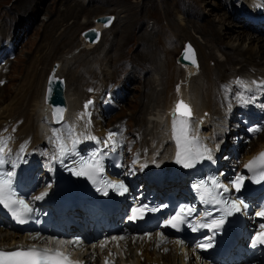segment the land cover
Masks as SVG:
<instances>
[{"label": "bare ground", "instance_id": "1", "mask_svg": "<svg viewBox=\"0 0 264 264\" xmlns=\"http://www.w3.org/2000/svg\"><path fill=\"white\" fill-rule=\"evenodd\" d=\"M222 2L224 9L228 13H226L225 11H223L222 13L214 12L213 15H215V17L222 22H224L225 19H227V17H233V19L240 20L241 22L238 24L233 23L234 28L232 27V30L234 33L233 35L230 34L232 31L230 33H227L226 38L228 43L225 42V44H222L223 41L220 40V36L218 37L217 34L215 35L216 32L213 31V29L206 28L208 29V32H211L212 37H214L219 42H221L219 43L217 40H215L216 42H218L217 48L219 50V53L220 54L222 53L223 56L226 57V61H228L231 55L228 53L227 48L222 50V47L223 46L230 47L231 49L235 48L237 49V54L232 56L233 58L232 57L230 58L240 63L241 64L240 67H242V65L244 64H249L252 67H256L257 69H260L261 71H258V73L264 72V61L263 62L261 61L262 62L261 64H256L253 61L255 60V58L258 57L260 58V56L264 57V49L262 48V46L264 45V36L258 37L257 35L258 38H254L251 35L252 33L255 34L260 32L264 33V25L253 24L250 21L241 20L237 17V13H236L237 3H239L240 5L244 4L243 0H224ZM219 3L220 2L213 3V5L216 6V10L218 11L221 10V6L219 5ZM13 4L15 6H19V4H15V3ZM13 4L10 5L8 10H6L5 8V11L6 12L8 11V14L14 12L13 10L15 9L13 7ZM21 5L23 6L21 7L20 10L24 12L27 11L28 9H30L31 11L34 10V5L31 2L29 4H26L25 6L24 4ZM97 15H101V14H97ZM97 15L94 16L93 20L91 19L90 20L92 21V26L100 30L99 39L97 41L88 42L81 33V39L83 41L81 40L80 44L78 45H81V43L85 44V49H90V48L94 49L97 46L99 47L100 42L104 39L103 38L104 32L108 30L109 27L112 25V24L110 26L104 25L102 21L95 20V17ZM7 17L3 16L2 18L3 21L1 20L2 25L8 24L10 29H12L9 35L11 39L13 38L12 35H14L12 34L13 32L16 33L15 35L16 37H18L21 25L20 28L17 30L15 28H12L13 27L12 22L14 21L7 20ZM213 18L214 17H212V19ZM185 20H182V18L177 17L176 21H178V24L175 26L179 25V27H181V25H187V23L194 24V21L188 20L186 22ZM1 21H0V26H1ZM66 25L67 24L63 23V21L60 22L58 25H56L57 28L55 31L57 32L59 31V35L57 36L56 41H54L53 45L50 47L49 52L46 53V56H48V58L51 57V55H53L60 46H63L67 41L71 40V36H73V29L71 30L70 28L66 27ZM156 26L153 32H151L152 34L159 33L160 29L158 26L157 27ZM182 28L185 27L182 26ZM235 28H239V29H235ZM246 29L252 31V33L251 34L245 33ZM201 30H203V28ZM218 30L220 33H223L222 29H218ZM197 31L199 32V29ZM0 32H2L1 34L2 36L0 38V44H1V42H3L4 39L7 38L8 36L3 35L5 34L3 30L2 31L0 30ZM173 38H175V36ZM186 38L189 39L188 41H190L195 48L196 59H197L196 66L185 65L182 64L181 62H178V64L181 66L177 67L175 63H172L173 50L170 51L171 47L170 50L167 49L168 44L164 43V41L163 43L162 41L160 42L161 37L157 41V45L159 48L156 46L155 49L158 48V50L160 49L159 52L163 53V56H161V58L165 59V65L164 64L162 65V63L159 61L157 57V55L160 56L159 54H156L154 52L153 55L151 54L152 56L148 55L147 52L142 54L143 58L145 59V63H144L145 66L144 67L141 66V70L149 71L150 69H156L155 71H160L159 81L156 80L157 76L155 75V78H153L151 84H149V87H152L151 95L149 99L151 98L153 99L154 97H156L159 98V102L157 103L156 106L152 107V111H149L148 115H147V111H145L144 106L139 105L137 111L132 113V118H131L132 123H128L132 127H135V125H137L138 126L137 129L142 130L143 139L145 143H151V144L153 142H155L156 144L160 143V149L158 150L157 158L159 159L161 164L166 160V158L171 152L172 146L175 144V140L172 138L171 128H172L173 115L175 113L172 109L175 105V101L177 100V98L181 97L182 99L188 101L192 107L193 114L190 119V131L192 132V137L198 138L199 144L202 146V149L205 147L206 143L209 140L208 134L214 136V134H216V131L214 130H218L223 126L224 118L226 115L225 112H223V108L225 105L224 101L222 100L221 97H219V84L222 78V76H220L222 64L220 65V67H218L217 65L218 68L209 67V62H207L206 59L208 58L210 59L214 56L213 55L214 51L213 52L211 51L212 45L210 44L209 39L204 41V43L202 44L199 43L195 38L189 36L188 34ZM260 40L262 41L260 42ZM185 41H186L185 39L182 40L181 48L176 44L177 48L175 49V52L178 51V49L179 50L182 49ZM145 47L148 46L146 45ZM150 48H153V46H151ZM206 48L210 49L209 51L207 50L208 51L207 53L205 51ZM4 50H5L4 48L0 49L1 52ZM77 54H73L71 55V57H67L68 56L67 55L65 58H62L63 56H61V60L57 61V66L54 69L53 74L61 76V74L63 73L62 63L64 61V65L65 64L70 65L71 67L69 66V68L75 70L74 73L77 77L76 80L78 79V77H83L81 76L82 65L81 67L76 66L77 64L74 65L76 61L75 60L72 61L74 59L73 57ZM92 56L93 55H91V57ZM68 59L70 60L68 61ZM118 59H120V56L118 57ZM118 59H116L115 61H118ZM215 59L216 58H214V60ZM247 59L249 60L251 59L250 61L252 62L249 63ZM43 60L44 58L39 59L37 62H34L33 65L27 67V74L25 75L23 82L19 83L18 88L14 90L15 91L14 96H10L6 101H2L0 96V128L4 127L6 123H13L19 120L20 122L17 124L16 127V136L22 138L30 134L32 144H37L38 142H42L41 134L39 132L40 130L39 126L43 127L44 124H38V123H51L47 120V115L51 116L50 105L48 102H46L44 98L47 78L43 80L42 74L44 72H42V74L37 72V67L35 65L36 63L37 64L41 63ZM81 61L82 60H79L80 63H82ZM97 61H99V73L101 74L100 80H102L103 84H105V87H107V84L109 83L108 81L111 82L114 81L110 77H112V73H114L115 71L114 68H111L112 65L115 64V62L112 63L113 61L111 60V56L107 54H104L101 57V59ZM151 61L155 63L154 66L151 65L152 63ZM146 62L149 63L150 65L147 66ZM218 62L220 61L218 60ZM203 68L207 69L208 71L206 72L205 70V72H203L204 70ZM229 68L231 67L229 66ZM71 69H67V72L70 75L68 76L70 77V80L73 78V73H71L72 71ZM216 69L218 70V72L213 77V74L215 73ZM130 71L126 72L127 76L125 79H120L117 81V83L120 86L122 85L125 87V80L131 81ZM239 71L241 70H238L235 73L230 72L229 74L230 76H235L236 74H241L239 73ZM144 78H148V77L144 76ZM64 81H65L64 95L66 98V109L64 114L65 119L60 123H69L70 121H74L76 123H86V121H88L87 132L88 133L91 132L92 137H95L97 141H100V143L103 142V139H98L97 137L99 135H103L107 137L110 136L109 134L113 135V128H116L118 125L115 122L114 123L111 122L110 124L105 123L106 121H105L104 113L101 109V105L99 104V100L101 98L100 94L98 93L95 95V101L93 103L90 114L91 117L90 118L86 117L85 121L78 120V117L81 114L79 108L82 104L84 97L87 98L88 94L85 93L84 89H83L84 90L83 93H82L83 91L82 89H81L82 91H80V85L78 86V84L77 85L74 84V86H71L70 81H68L67 79H65ZM178 86H179V91H177ZM81 87H82V83H81ZM147 91L148 92L146 93L149 94L150 90ZM146 101L147 99L144 100V102ZM90 121L92 123H90ZM113 124L114 127H111ZM166 128H168L167 132H166ZM11 131H12L11 128L8 129V134H10ZM205 132H209V133H205ZM134 136L135 135L130 134L129 138L132 141H134V139L136 138ZM146 136L148 137V141L146 140L147 138ZM233 137L230 136V138L227 137L223 140V143L226 144L225 145L226 149H227V145L230 144L229 146H231L230 149H227V151H225L229 155V157H225V155L222 157V164H223L222 167L225 170L228 169L233 159H235L234 151L238 153L239 158L243 159L245 157L250 156L260 146L264 145V131L261 134H259L256 139L250 140V145L245 147L244 150H242L243 143L237 141L236 137L234 138ZM110 145H114V143L110 141L109 146ZM223 168L221 169V172H224ZM166 183L169 182L166 181ZM105 229L106 228L103 229V233L101 237L97 239V244L94 247H89L87 244H83L82 246L77 248L78 253L83 258L86 259L88 264H105L106 262L105 257L108 255L111 256V258L116 261V264H216L215 262L209 263L207 259L203 257H199L197 253H195L191 248H186L185 246H182L180 243H178L179 240L177 238H175L174 236L167 235L164 231H157V230L137 231V232H132L129 235H122L120 232H112V231L105 233ZM70 232L71 231H69V233ZM73 234H78V232L70 233V235ZM22 239H23V234H21L20 232L13 230L9 227H5V226L0 227V244L10 246L12 243L18 242ZM30 239L35 240L36 238H30ZM25 240H27V237L25 238Z\"/></svg>", "mask_w": 264, "mask_h": 264}, {"label": "rangeland", "instance_id": "2", "mask_svg": "<svg viewBox=\"0 0 264 264\" xmlns=\"http://www.w3.org/2000/svg\"><path fill=\"white\" fill-rule=\"evenodd\" d=\"M23 1H26V4H29L31 2L34 5V10L31 11L30 9H28L25 12L20 10L23 6L21 4H24V6L26 5ZM222 1L224 0H0V21H3V16L7 17L9 15V18L7 17V20L14 21L12 22V28H15L17 30L21 25L18 37H16V33H12L14 34L12 35V39L14 41L16 55L11 60L10 69L5 73L8 81L3 85H0L1 99L2 101H6L10 96L15 95L14 90L18 88L19 83L23 82L24 77L27 74V67L33 65L34 62H37L39 59L44 58L41 63H36L35 65L37 67V72H39L40 74L44 72L42 76L43 80H45L47 78L48 72L51 71L53 64L57 61H60L61 56H63L62 58H65L67 55V57H71V55L77 53L78 54L73 57L74 59L72 61H76V63H74V65L77 64L76 66L81 67L82 65L81 76L83 77H78L77 81V77L74 73L75 70L69 68L70 65H64L63 61V75L61 74V76L64 77V80L67 79L68 81H70L71 86H74V84H78V86L80 85V91H82L83 89L85 90V87H87L91 83L102 86L103 82L102 80H100L101 74L99 73V61L97 60H100L104 54H107L111 56V60L113 61L112 63L115 62V64L111 67L115 69L114 73H112V77H110L112 80H114L112 81V83L115 84L118 80L125 79L127 76L126 72L130 71V69L131 81L125 80V87L127 88L121 85V92L119 93L118 97V103L120 107L111 114H104L106 121L105 123H114L115 121H119L122 118L125 119L126 123H132V113L137 111L139 105L144 106L145 111H147L148 115L149 111H152V107L156 106L159 102V98H156L154 96L153 99H149L152 89V87H149V84H151V81L153 78H155V75L157 76L156 80L159 81L160 71H155L156 69H150L149 71L141 70V66H145V59L143 58L142 54L146 52L150 56H152L154 53L159 54L160 56L157 55L159 61L162 63V65H165V59L161 58V56H163V53L159 52L160 49L158 50L159 47L157 45V41L161 37L160 42L162 41L163 43L164 41V43L168 44V48H166L170 50L171 47L170 51L173 50L172 63H175V65L179 67L181 65L178 64L179 61L177 60V56L182 49H178L179 52H175V49L177 48L176 44L181 48L182 40H189L188 38H186L187 34L195 38L199 43L202 44L204 43V41L209 39L210 44L212 45L211 51H214L213 55L215 57L213 56V59L208 58L206 59V61L209 62V67L213 68H216L217 65L218 67H220V65L222 64L220 72V76H222V78L220 81L230 76V72L235 73L238 70H241L239 71V73L252 72V70L257 68L252 67L249 64H244L242 65V67H240L241 64L232 59V56L237 54V49L235 48L231 49L230 47H222V50L227 48L228 53L231 55L230 57H232H229L230 61L228 59V61H226V57H224L222 53L220 54L217 48V43L219 41L211 36V32H208V29H213V31L216 32L215 35L217 34L218 37L220 36V40L223 41L222 44H225V42H227V33H230L231 31L232 32L230 34L233 35L234 33L232 30L233 23L238 24L241 22L240 20L233 19V17H227V19L222 22L217 19L215 15H213L214 12L222 13L223 11H225L226 13H228L224 9ZM215 2H220V11L216 10V6L213 5V3ZM13 3L19 4V6H15ZM12 4L15 10H13L14 12L8 14V11L6 12L5 8L6 10H8L10 5ZM174 10L177 12H175ZM97 14H112L113 20L115 21L112 20V25H109L111 28L109 27V29L104 32V39L100 42V46H97L99 49L97 47L94 49H85V44L81 43V45H78L82 40V30L89 26H92L91 20H93L94 16ZM177 17L182 18V20L186 19V22L188 20L194 21V24L187 23L188 26H175L178 24V21H176ZM212 17H214V21ZM2 21L0 30H3L5 32V34L3 35H7L9 37L10 31H12V29H10L8 24L2 25ZM62 21L63 23H66L68 25H66V27L70 28L71 30L73 29V36H71L70 41H67L63 46H60L56 50V52L48 58V56H46V53L49 52L50 47L53 45L54 41H56V38L59 35V31H55L57 28L56 25H58ZM155 24L159 27L160 30L159 33L152 34L151 32H153L156 26ZM182 26H184L185 28H182ZM202 28L203 30H201ZM198 29L199 32L197 31ZM218 29H222L223 33H220ZM245 33L251 34L252 31L246 29ZM1 34L2 32H0V38L2 36ZM251 35L254 38H258L263 37L264 33H252ZM174 36L175 38H173ZM215 40H217L218 42H216ZM261 41L262 40H260V42ZM146 45L148 47H145ZM151 46H153V48H150ZM156 46L158 47L157 49H155ZM262 48L264 49V45L262 46ZM207 50L209 51L210 49L206 48V53L208 52ZM91 55L93 56L91 57ZM119 56L120 59H118ZM115 58L118 59V61H115ZM214 58L218 59L220 62H218V60L216 59L214 60ZM160 59H162L163 61ZM69 60L70 59H68V61ZM79 60H82V63H80ZM250 60L247 59L249 63L252 62ZM253 61L256 64H261L264 61V57L260 56V58H255V60ZM78 62L80 63V65ZM151 62V65L154 66L155 63L153 61ZM146 64L147 66L150 65L147 62ZM229 66L231 68H229ZM67 69L72 70L71 73H73V78L71 80L70 77H68L70 75L68 74ZM203 69V72H205V70L206 72L208 71L205 68ZM257 71L261 70L257 69ZM217 72L218 70L216 69L213 77ZM144 76H147L148 78H144ZM103 85L105 87V84ZM84 90L82 91V93L84 92ZM147 90H150L149 94L146 93L148 92ZM146 99L147 103L144 102V100ZM111 127H114V124ZM129 127L131 128L132 126L129 125ZM135 127L138 126L135 125ZM233 136L234 135H232L231 137ZM146 139H148V137ZM241 142L243 143L242 150H244L245 147L248 146L249 142ZM224 155H227V153L224 152ZM237 158L233 159L232 163H236Z\"/></svg>", "mask_w": 264, "mask_h": 264}, {"label": "snow or ice", "instance_id": "3", "mask_svg": "<svg viewBox=\"0 0 264 264\" xmlns=\"http://www.w3.org/2000/svg\"><path fill=\"white\" fill-rule=\"evenodd\" d=\"M188 53H191L190 56L186 57L191 59L192 64H196V60L194 57V53L189 46L187 49ZM51 91V89H50ZM177 91H179V86L177 87ZM93 101L89 100L85 103V110L88 109L89 105H91ZM61 108L54 109V115L62 113ZM192 117V110L188 104H186L183 100H179L175 105V113L172 119V138L175 140L176 144V163L182 165L184 168H193L195 165L203 161L205 158L211 160V155L209 154L205 157V153H208L209 150L199 144L198 138L191 137L190 132V119ZM53 134L55 135V130H53ZM111 136V134H109ZM59 139V138H57ZM87 139H96L95 137H87ZM79 141H74L72 148H68L64 144H59V156L60 157H68L71 156L72 152L75 150L76 144ZM107 144V142H105ZM111 151H116V146H110ZM2 153V150H0ZM103 156V152H101ZM261 155H264L262 153ZM55 159V157H53ZM251 163V162H250ZM5 164H10L12 167H15V162L11 160H6L2 154H0V167ZM246 167H250L246 165ZM102 171L100 167V161L95 160L94 158H90L89 160H82L81 167L75 171V175L78 177L86 176L89 179L92 178V175ZM215 183V182H214ZM244 184V177L239 176L235 181V191L239 193ZM121 189L127 191L124 188V185H119ZM224 191H228V189H224ZM107 195V193H104ZM47 193H41L39 196L34 197V200L43 199ZM17 196V193L14 190V173L12 171L0 173V204L3 205L4 208L10 209L12 211L13 216L19 223H24L25 220L21 217L30 216L33 209L29 206L28 203L25 202L22 198H14ZM202 200H205V197L201 196ZM214 200V197H213ZM205 202H208L205 200ZM240 205H243L246 209L248 207L247 204L244 203L243 200L239 202L233 200L230 203V210L225 211L224 216H221L220 219H212L211 223H205L203 227L210 229H218L220 225L224 223L225 216H231L233 213H239L241 211ZM19 206V207H16ZM143 212L142 208H133L132 215L129 217L130 220L135 221L138 218H142L140 213ZM184 212L182 208L180 212H177L175 215L171 217V219L166 220L164 222L165 226H171L172 228H177V222H184L181 213ZM258 216H264V211L256 213ZM264 228V225H261ZM195 230V229H193ZM181 241H178L180 243ZM260 244L264 245V232H257L254 237V245ZM200 249L211 248L212 244L201 243L197 246ZM0 264H80L78 261H72L68 255L61 252L59 249L50 250V249H38L35 245H17L13 249L9 250H0ZM105 264H108L106 261Z\"/></svg>", "mask_w": 264, "mask_h": 264}, {"label": "water", "instance_id": "4", "mask_svg": "<svg viewBox=\"0 0 264 264\" xmlns=\"http://www.w3.org/2000/svg\"><path fill=\"white\" fill-rule=\"evenodd\" d=\"M95 20L102 21L104 25H110L113 20V15L112 14H101V15L96 16ZM82 34L88 42H93L99 39L100 30L96 29L93 26H89L82 30ZM189 46L191 47L194 53L195 60H196L193 46L191 45L189 41H185L184 47L182 48V50L177 56V60L179 62L192 64L191 59L186 58L191 55V53L187 52V49ZM196 63H197V60H196ZM56 65H57V62L53 64L51 71L48 74L44 98L51 107L53 118L55 119V121H59L62 119L64 111L66 109V98L64 95V87H65L64 78L62 76H57L53 74V71L56 68ZM56 108H61L63 110L62 113L54 115V109Z\"/></svg>", "mask_w": 264, "mask_h": 264}]
</instances>
